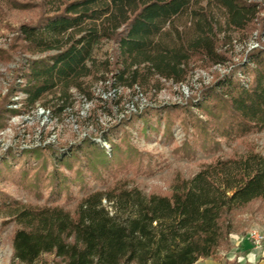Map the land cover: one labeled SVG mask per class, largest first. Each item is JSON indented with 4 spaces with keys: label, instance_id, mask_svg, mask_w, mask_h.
Wrapping results in <instances>:
<instances>
[{
    "label": "trees",
    "instance_id": "1",
    "mask_svg": "<svg viewBox=\"0 0 264 264\" xmlns=\"http://www.w3.org/2000/svg\"><path fill=\"white\" fill-rule=\"evenodd\" d=\"M3 10L34 12V20L18 26L11 51L27 57L19 69L22 106L54 101L53 112L69 105L73 89L91 97L94 81L109 80L101 72H111L114 86L145 91L162 80L183 83L196 60L224 63L222 44L233 33L264 32V0H0ZM104 42H112L114 52L97 58L95 49ZM239 66L201 89L203 117L192 98L176 106L185 112V129L206 146L264 130V48ZM174 107L166 111V126ZM151 113L138 115L147 127ZM49 150H30L38 166L20 172L4 158L0 178L22 182L35 169L55 184L56 196L87 175L110 172L115 178L105 189L84 192L74 209L56 201L24 203L0 191V213L14 223L18 264H197L229 246L237 210L264 200V156L250 146L244 154L217 156L190 178H176L167 195L147 194L117 177L134 159L132 149L108 150L87 138L63 153ZM74 164V179L59 169Z\"/></svg>",
    "mask_w": 264,
    "mask_h": 264
},
{
    "label": "rangeland",
    "instance_id": "2",
    "mask_svg": "<svg viewBox=\"0 0 264 264\" xmlns=\"http://www.w3.org/2000/svg\"><path fill=\"white\" fill-rule=\"evenodd\" d=\"M34 19L33 10L0 12V161L6 158L15 172L38 166L30 150L39 147L49 150L45 148L51 147V150L63 153L71 146L92 138L108 150L113 145L132 149L130 158L134 159L121 166L117 176L126 179L129 187L137 186L147 194L167 195L171 193L176 178L192 177L203 165L212 162L219 155L228 157L244 154L250 146L264 156V130L250 133L238 141L218 138V144L209 143L206 146L203 138L195 135L191 127L185 129V112L176 107L186 105L192 98V107L203 117L197 107L201 89L212 83L217 76L230 73L234 68L241 70L240 64L247 61L255 50L264 48V32L256 29L246 36L233 33L232 40L222 44V51L226 54L224 63L205 65L202 60H196L190 65L183 83L162 80L158 87L146 91L141 87L124 86L116 98H105L103 94L113 86L112 74L101 72L98 76L108 77L109 83H102L100 79L94 81L90 87L91 97L73 89L69 105L62 111L53 112V108L57 106L54 101L47 106L38 105L34 109L25 108L21 102L25 95L19 91L23 82L19 69L27 57L14 53L11 47L18 26ZM7 52L9 58L5 56ZM113 52L114 44L104 42L95 49V56L106 58ZM83 96L91 101L90 109L85 114L81 113ZM131 103L136 110L128 112ZM173 106L176 110L169 116L171 124L166 126V111ZM143 109L152 112L149 127L142 118H138ZM78 165L74 164L72 169L66 166L59 169L74 179L76 172L73 170ZM52 166L48 160L46 175L51 174ZM114 178L110 172L102 173L99 178L87 175L80 183H74L73 180L69 190L62 189V194L56 196L55 184L47 177H38L33 169L25 179H21L22 182L1 177L0 191L24 203L56 201L74 209L84 192L105 189ZM82 183H85L84 189L81 188ZM68 192L70 196L66 195ZM103 204L108 210H113L111 203L105 199ZM233 220L235 230L230 234L229 246L221 249L218 258H210L224 264H251L247 255L255 249L259 254L256 258L264 260V240L257 244L249 237L251 230L264 236V200H255L237 210ZM13 230L14 223H7V218L0 213V264H18L13 259ZM242 238L251 247L246 248L242 244ZM240 255L245 259L241 260ZM47 258L52 259L50 256Z\"/></svg>",
    "mask_w": 264,
    "mask_h": 264
},
{
    "label": "built area",
    "instance_id": "3",
    "mask_svg": "<svg viewBox=\"0 0 264 264\" xmlns=\"http://www.w3.org/2000/svg\"><path fill=\"white\" fill-rule=\"evenodd\" d=\"M101 82L107 84L110 81L108 80L106 82H103V81H101ZM120 91H121V87L120 86H114L113 85L112 88L107 93L103 94V97H105V98H108V97L109 98H116L119 95ZM90 106H91V101L88 100L86 97H84L83 108L81 110V113L85 114L90 109ZM134 110H136L135 105L133 103H131V105L128 106V112H131V111H134ZM48 111H50V109H48ZM249 237L251 239H253L257 244L262 243L263 240H264V236L261 235L256 230H251L249 232Z\"/></svg>",
    "mask_w": 264,
    "mask_h": 264
},
{
    "label": "crops",
    "instance_id": "4",
    "mask_svg": "<svg viewBox=\"0 0 264 264\" xmlns=\"http://www.w3.org/2000/svg\"><path fill=\"white\" fill-rule=\"evenodd\" d=\"M243 239V238H242ZM242 244L246 247V248H249L251 247V244H249L248 241L246 240H242ZM243 250V249H242ZM259 254H257V251L254 249H252L250 251V253L247 255V259H248V262L251 263V264H264V260H259L258 258H256V256H258ZM259 257V256H258ZM240 259H245V257H242L240 255ZM240 260V261H241ZM258 261V262H257ZM197 264H224L223 262L221 261H216V260H213L212 258H201L198 260Z\"/></svg>",
    "mask_w": 264,
    "mask_h": 264
}]
</instances>
